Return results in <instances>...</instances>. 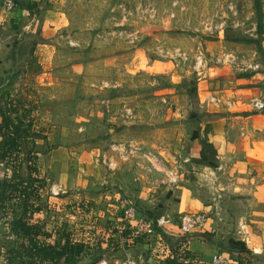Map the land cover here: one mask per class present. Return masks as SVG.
<instances>
[{
  "label": "rangeland",
  "instance_id": "rangeland-1",
  "mask_svg": "<svg viewBox=\"0 0 264 264\" xmlns=\"http://www.w3.org/2000/svg\"><path fill=\"white\" fill-rule=\"evenodd\" d=\"M30 1L35 9L26 10L15 24L11 16L24 8L16 4L9 12L0 0V71L26 66L35 73L55 72L58 93L48 103L50 114L88 119L72 127L85 132L86 147H96L104 183L75 192L77 201L67 203L66 192L63 199L50 197L47 179L38 190L42 208L36 220L69 213L75 221L70 229L85 232L94 243L87 249L101 243L118 246L108 225L117 221L123 201L80 200L114 189L147 214L160 216L175 206L168 198L181 180L198 181L193 163L213 166L204 156L213 148L208 135L228 126L236 135L239 116L258 112L249 105L251 97H264V0ZM57 21L58 27L46 28ZM20 53L29 55L24 60ZM51 54L54 59L45 60ZM8 79L4 93L10 94L18 78ZM134 239L139 258L146 251L162 264L169 254H180L182 261L190 256L179 234H164L157 243Z\"/></svg>",
  "mask_w": 264,
  "mask_h": 264
},
{
  "label": "crops",
  "instance_id": "crops-1",
  "mask_svg": "<svg viewBox=\"0 0 264 264\" xmlns=\"http://www.w3.org/2000/svg\"><path fill=\"white\" fill-rule=\"evenodd\" d=\"M25 11L26 9L16 10L15 15L11 16L15 24L20 22ZM58 24V21L54 25L46 23V28L52 30V27L60 25ZM27 55L29 53L22 55L24 57L21 58L25 60ZM33 56L38 54L34 52ZM53 56V54L46 55L45 60L54 59ZM31 60L30 57L27 61L29 65L32 63ZM1 66H3L2 62ZM56 71L60 72V70ZM53 73L55 72L51 69L35 73L31 67L26 66L16 71L8 69L0 71V85L5 83L9 76L15 75L18 78L14 92L4 93L9 87L7 85L0 88V94L4 93L5 98L2 104L7 107L6 112L10 118L7 122L0 116L1 152L4 153L2 150L6 148L5 144L14 135V128L18 127L22 134L18 138V150L11 151L12 157L6 159L9 161L0 158V186L5 179H11L15 171L23 178L31 174L33 177L44 179V185L49 179L51 183L60 186L67 194L65 202H76L78 197L72 199L75 192L87 193L96 185L103 188L101 185L104 183L100 180L101 166L97 163L96 147H86L87 144L83 142L82 136L85 132L81 133V128L72 127V123H78L83 117L60 116V118L50 114L48 103L55 97L54 92L58 93V78H54ZM32 77H35L34 81H31ZM58 107L62 108L61 105ZM92 118L96 120L95 116ZM239 118L242 119L237 121L236 135L232 134L233 129L230 126L212 131L208 135L206 142L213 148L207 150L214 152L216 165L193 163L192 169L198 181L178 180L182 182L181 185L172 197L168 198L175 206H169L164 214L158 212L159 215L172 218V224L166 225L165 228L171 236L179 234L181 221L175 220L176 214H179L180 218L185 213L204 215V225L197 229L196 234L184 237L191 258L199 263L211 261L217 251H222L230 259V264H264V114L258 111ZM86 120L88 119H83L82 123ZM200 151L199 148L194 154ZM208 154L207 151L205 155ZM37 185L38 182H34L33 186ZM112 190L114 189L102 190L95 193L94 197L83 195L80 201L82 204L85 202L101 204L105 200L120 202L121 192ZM62 195L64 194L61 193L57 198L63 199ZM129 200L142 210L135 201L130 198ZM35 203L40 205L39 200ZM12 205H15L14 211L10 214ZM6 207L7 212L1 207L0 201V264H30L14 252L10 253L15 247L13 240H9L15 238L14 233L7 231L9 239L4 238L6 230L9 229L8 222L22 215L23 206L18 198H13L6 202ZM39 211L28 213L26 218H29L30 224L40 226L38 239L41 244H63L64 233H68L72 242H83L87 244L86 247L95 246L92 241L84 237L85 232L79 233L77 228L70 229L72 227L70 222L75 221L68 219L69 213L56 220H36L40 215ZM123 224L117 218L116 222L109 223L108 226L111 227L108 230ZM114 236L117 237V234ZM101 245L103 248L107 247L103 243ZM126 246L123 248L122 244L118 245V248H122V255L113 256L115 258L110 260V264H119L125 251L133 255L140 264H161L159 261L151 260V256L146 251L148 256L139 258L134 242L128 241ZM242 247L246 251L234 250ZM104 256L105 254L101 258Z\"/></svg>",
  "mask_w": 264,
  "mask_h": 264
},
{
  "label": "trees",
  "instance_id": "trees-1",
  "mask_svg": "<svg viewBox=\"0 0 264 264\" xmlns=\"http://www.w3.org/2000/svg\"><path fill=\"white\" fill-rule=\"evenodd\" d=\"M17 5L26 9V10H34L36 5L35 3H31V1L26 0H14ZM7 107L0 103V116L4 118L7 122L10 121L9 116L6 112ZM0 126H2L0 124ZM14 135L9 138L7 143L5 144L6 148L1 152L0 150V158L10 159L11 151L16 150L19 146L18 138L22 136L20 133V129L18 127L13 129ZM18 150V149H17ZM11 152V153H10ZM209 163L213 166L216 165L214 159V152L208 151ZM205 156V153H204ZM9 161V160H6ZM214 162V163H213ZM34 182H38L36 187L33 186ZM44 179H40L38 177H33L31 174L23 178L16 171L14 172L11 179H5L0 186V201L1 207L7 212L6 202L11 201L13 198H18L20 203L23 206L22 215L16 218H12L8 224L9 229L6 227V235L5 239L8 240V232L11 231L14 233L15 238L9 239L13 240L15 247L10 253H15L19 255V257L24 258L30 264H80L96 261L103 254L107 256H120L122 255V251L119 249H112L111 244L110 247L103 248L102 245H98V247L92 249H87L86 245L83 242H72L70 239V235L68 233H64L65 242L63 244H41L38 239L40 226L36 224H30L29 218H26V215L33 214L39 210H41L42 206L37 205L35 203L36 200H39V192L40 187H43ZM121 200L124 205H127L129 199L127 195L121 192ZM35 200V201H34ZM150 215V214H148ZM130 231L122 232V236L129 237ZM116 248V247H115ZM238 252L246 251V249L237 248L234 249ZM10 253H7L10 254ZM166 264H176L177 259H168L165 261Z\"/></svg>",
  "mask_w": 264,
  "mask_h": 264
},
{
  "label": "built area",
  "instance_id": "built-area-1",
  "mask_svg": "<svg viewBox=\"0 0 264 264\" xmlns=\"http://www.w3.org/2000/svg\"><path fill=\"white\" fill-rule=\"evenodd\" d=\"M16 7V3L14 0H4V9L7 11H13ZM222 57H219V60H222ZM250 67L256 68L257 65L251 64ZM212 100L217 103L218 100L216 97H212ZM251 105L252 109L257 111L264 110V97L261 93H257L251 97ZM4 165V163H1ZM39 192V191H38ZM61 193H64L60 186L55 184H50V197H59ZM39 194H41L39 192ZM127 205H123L121 214L118 216V220L123 225H116L111 228V232L113 234H117L118 239L115 240L116 244L127 243L128 241L134 242V238L143 237L148 241H154L155 243L162 240L164 234H168L165 230L166 225L172 224V218L166 215L160 216H151L147 213L143 212L134 202L130 200L127 202ZM41 211V210H40ZM39 211V212H40ZM205 218L204 215L200 213H185L181 216V223L179 226V234L182 237L190 236L197 231L200 227L204 225ZM130 231L129 237L122 236V232ZM112 235V236H114ZM116 237V236H115ZM112 249H116L118 247L114 242L110 243ZM110 247V245H108ZM124 256L119 260V264H140L136 261L135 257L131 255L128 251L124 252ZM113 256H104L96 261L80 263V264H110V260H114ZM164 259V258H163ZM168 259H177L176 264H197L195 260L191 258V256L186 255V260L182 261L180 254H172L166 255L164 259V264ZM190 259V260H188ZM192 259V260H191ZM199 263V262H198ZM199 264H230V259L228 256L224 254L222 251H217L211 261Z\"/></svg>",
  "mask_w": 264,
  "mask_h": 264
},
{
  "label": "water",
  "instance_id": "water-1",
  "mask_svg": "<svg viewBox=\"0 0 264 264\" xmlns=\"http://www.w3.org/2000/svg\"><path fill=\"white\" fill-rule=\"evenodd\" d=\"M9 79L5 82V83H3L2 85H0V88L2 87V86H4V85H6V84H8L9 83ZM144 255H146V252L145 253H143L141 256H144Z\"/></svg>",
  "mask_w": 264,
  "mask_h": 264
},
{
  "label": "flooded vegetation",
  "instance_id": "flooded-vegetation-1",
  "mask_svg": "<svg viewBox=\"0 0 264 264\" xmlns=\"http://www.w3.org/2000/svg\"><path fill=\"white\" fill-rule=\"evenodd\" d=\"M0 81H1V79H0Z\"/></svg>",
  "mask_w": 264,
  "mask_h": 264
}]
</instances>
